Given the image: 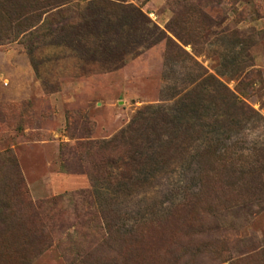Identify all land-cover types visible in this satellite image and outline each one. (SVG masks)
Segmentation results:
<instances>
[{
    "label": "rangeland",
    "instance_id": "rangeland-1",
    "mask_svg": "<svg viewBox=\"0 0 264 264\" xmlns=\"http://www.w3.org/2000/svg\"><path fill=\"white\" fill-rule=\"evenodd\" d=\"M0 264H264V0H0Z\"/></svg>",
    "mask_w": 264,
    "mask_h": 264
},
{
    "label": "trees",
    "instance_id": "trees-1",
    "mask_svg": "<svg viewBox=\"0 0 264 264\" xmlns=\"http://www.w3.org/2000/svg\"><path fill=\"white\" fill-rule=\"evenodd\" d=\"M63 201H64V196H59V197H56V198H53L50 200H46V201L41 202L37 205V210H45L46 212L49 211V213H50V211L56 209L58 205L63 203ZM46 217H47V215L43 216V218H41V219L36 217L37 222L40 224V226L42 228H44V225L47 226V223H45V221L47 220ZM91 217H92V221L95 222V215H92ZM52 221H53V219H51L49 222H52ZM40 233H41L40 237H43L46 235L42 229H40Z\"/></svg>",
    "mask_w": 264,
    "mask_h": 264
}]
</instances>
